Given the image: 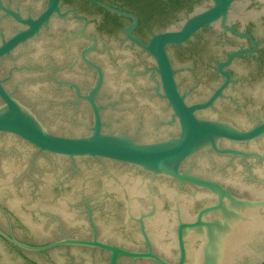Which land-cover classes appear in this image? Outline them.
I'll list each match as a JSON object with an SVG mask.
<instances>
[{"label":"flooded vegetation","instance_id":"af4514ba","mask_svg":"<svg viewBox=\"0 0 264 264\" xmlns=\"http://www.w3.org/2000/svg\"><path fill=\"white\" fill-rule=\"evenodd\" d=\"M48 1L2 0L4 6L19 11L23 16L31 15L33 18L46 9ZM213 6L214 0H60V13H53L38 34L15 48L10 55L0 59V71L6 74V76L0 74V79L3 80L8 91L15 95L8 83L12 81L13 76L26 72L25 67L20 66L24 57L26 55L32 57L36 63L33 66L29 65L27 72H34L33 74L42 78V83L33 85L31 90L39 91L42 87L46 88L51 97V104H56L57 115L64 117L67 113L69 123L66 121V125L71 129L83 130L92 124L93 116L92 107L85 96L89 95L90 89L94 87L100 71L102 87L97 102L105 106L102 111L103 120L111 124V127L118 128L116 118L107 119L105 116V109L108 107L110 114L122 116L120 121L126 123V128L130 127L134 137L146 134L143 130L147 127L151 129L150 136L160 138L166 128L165 121L171 119L165 115L164 105L168 109L169 107L159 95L160 92L156 90L160 79L154 70L156 67L154 58L138 41L149 44L154 35L178 27L179 23L198 9H210ZM117 11L134 15L137 22L135 23L131 16ZM226 25L229 29L225 28L221 21L206 25L187 41L169 44L167 51L176 69L180 90L188 92L186 101L189 104L207 102L215 91L223 86L221 94L211 105L197 110L201 118H217L247 130L264 123V0H232L226 14ZM22 27L19 21L0 9V44L3 38L8 39ZM129 27L132 28L128 32ZM40 45L42 50L38 54ZM219 67L222 71L229 72V78L219 70ZM106 82L108 89L114 94L119 92V98L111 97L108 101V96L104 92ZM111 82L113 87L109 85ZM21 83L17 81L15 89H18ZM84 115L87 117L83 118ZM177 129L178 125L175 123L171 125L173 133L176 134ZM220 146L241 151L245 156L202 151L186 160L182 164L181 172L188 171L192 175L217 181L236 197L255 199L253 191L257 190L259 193L262 191L264 135L247 142L222 141ZM82 161L83 165L79 160L76 163L69 161L70 172L59 175L56 181L55 187L58 190L56 191L55 187L54 190L47 189L43 195L49 201L54 199L55 195L58 196V193H62L63 196L70 191L68 189L74 187V182L78 184L83 182L82 185L87 190L94 189L98 192L101 185L100 176L110 173L113 178L115 175L120 183L115 186H112V182L108 184L109 192L101 194L95 192L93 197L82 198L79 202L86 216L83 223H89L92 228L91 236L86 238H91L94 233L91 223L95 224L100 237V230L96 224L98 223L96 211L100 209L103 213L114 211L116 215L126 211V201L130 200L125 188L128 184L145 187L146 194L136 197L139 202L144 203L143 205L152 206L150 196L162 200L161 211H170L174 200L188 202L192 199L194 203L189 211L194 215L205 203L216 199L207 187H198L190 182L154 175L135 166L105 159H82ZM84 166L88 172L81 171ZM163 187L171 188L174 195L164 192ZM10 190L13 196L4 198L6 202L5 207L3 206L10 218L8 223H40L32 219V214L35 212L31 211V215L28 214L30 216L24 214L22 211L25 208L35 209L36 212L43 210L47 214L49 212L58 218L57 223H67L68 218L73 216L69 208L68 211L72 215L65 216L61 212L43 209L41 202L33 204L24 189H21V192L19 189ZM77 190L81 191L80 188ZM99 197L102 198L101 202L95 204L96 200L100 201ZM16 198L21 200L18 208L14 207L13 199ZM65 199L67 201V198ZM49 201L47 202L50 204H56ZM63 216L67 219H63ZM48 221L55 223L53 220ZM131 223H136L134 226L140 233L136 236L141 248L126 247L106 241L126 249L145 252L148 250L147 242H150L153 253L170 264H177L180 254L172 234L176 224L173 223L172 228L166 230V237L161 240L172 244L170 251L167 252L154 243L146 223L144 227L146 235L143 234L140 223L132 221L126 224L130 226ZM28 228L30 232L28 237L22 240L23 243L33 246L51 243L52 240L36 242L33 240L36 237L33 229L29 226ZM9 235L14 236L12 233ZM0 239L9 243L12 248H16L26 259L32 260L33 264H39L35 258L27 254L37 253L36 251L25 250L11 244L2 235ZM62 247H65L68 253L71 247L76 246ZM79 247L83 250H98L100 254H105L108 264L110 254L105 250ZM247 249V255L244 254L242 258L244 260L238 259L235 264H253L264 252V244L251 243ZM190 250L187 264L193 263ZM44 251L49 253V249ZM47 255L51 257L50 253ZM123 262L124 264H162L154 259L131 257H122L118 264Z\"/></svg>","mask_w":264,"mask_h":264},{"label":"water","instance_id":"95a60500","mask_svg":"<svg viewBox=\"0 0 264 264\" xmlns=\"http://www.w3.org/2000/svg\"><path fill=\"white\" fill-rule=\"evenodd\" d=\"M59 2L60 0H49L46 9L33 18L31 15L23 16L19 11L4 6L0 0V9L23 25L8 39L3 38L0 44V59L10 55L15 48L38 34L53 13H60ZM231 2L232 0H214L212 8L198 9L179 23L178 27L154 35L149 44L138 41L154 58L156 63L154 70L160 79L156 90L160 92L159 95L170 109L164 105V113L171 119L165 121L166 128L160 138L150 136L151 129L147 127L143 130L146 134L134 137L130 127L126 128V123L120 121L122 116L110 114L108 107L105 109V116L107 119L116 118L118 128L111 127V124L103 120L102 111L105 106L97 102L102 87L100 71L94 87L90 89L89 95L85 96L92 107L93 116L92 124L83 130L71 129L66 125V121L69 123L67 113L64 117L57 115L56 104H51V97L46 88L42 87L39 91L31 90L33 85L42 83V78L37 77L34 72H27V67L36 63L32 57L27 55L24 57L20 66H24L26 72L13 76L12 81L8 83L16 96L8 91L3 80L0 79V235L8 239L11 244L25 250L36 251L37 253L27 254L35 258L39 264L107 263L105 254H100L98 250H83L79 246L105 250L110 254L108 264H118L122 257L154 259L162 264H170L153 253L150 242H147L146 252L113 244L141 248L136 236L140 235L134 226L136 223H131L130 226L126 224L132 221L140 223L144 235H146L144 228L146 223L154 243L167 252L170 251L172 244L161 240L166 237V230L171 229L173 223L176 224L172 234L179 248L177 264H187L189 249L193 255L192 264H235L238 259L244 260L242 258L248 252L249 244H264V176L261 181V193L254 190L255 199H248L236 197L217 181L192 175L188 171L181 172L182 164L202 151L245 156L241 151L221 147L222 141L247 142L264 135V123L242 130L231 122L217 118H201L197 110L211 105L221 94L223 86L217 89L207 102L189 104L186 101L188 92L180 90L176 69L167 51L169 44L183 43L198 30L214 22L221 21L222 25L229 29L226 25V14ZM117 12L131 16L135 23L137 22L134 15ZM131 28H128V32ZM38 49L39 54L42 46L40 45ZM219 70L229 78V72L222 71L221 67ZM0 74L6 76L2 70ZM17 81L22 83L18 89H15ZM106 83L104 92L108 96V101L111 97L119 98V92L114 94L108 89V82ZM109 85L113 87L112 82ZM86 117L87 115L83 116ZM174 123L178 125L176 134L171 130V125ZM82 159L110 160L138 167L154 175L190 182L198 187H207L216 199L205 203L194 215L189 211L194 203L192 199L188 202L174 200L170 211H161L162 200L150 196L152 206L143 205L144 203L139 202L136 197L146 194L145 187L128 184L125 188L130 200L126 201V211L119 215L114 214V211L103 213L101 209L95 212L100 237L104 240L98 236L94 223H91L94 230L92 237L86 238L91 236L92 228L89 223H83L85 212H82V205L79 202L82 198L93 197L96 193L109 192L108 184L112 182V186H115L120 183L119 179L113 174L112 178L110 173H104L100 176L101 185L98 192L94 189L87 190L83 187V182L80 184L74 182V187L68 189L70 191L63 196L62 193H58V196L55 195L54 199L49 201L43 195L47 189L54 190L59 175L70 172L69 161L76 163L79 160L83 165ZM81 171L88 172L85 166ZM78 188L81 189L80 192ZM10 189H19L20 192L21 189L26 190L25 193L31 198L30 202L33 204L41 202L43 209H51L65 216H71L69 208L73 216L68 218L67 223H57L58 218L49 212L47 214L43 210L36 212L35 209L25 208L22 212L26 215L31 211L35 212L32 214V219L40 223H8L10 218L3 206L5 207L6 202L4 198L13 196ZM162 190L174 195L171 188L163 187ZM99 198L100 201L96 200L95 204L101 202L102 198ZM123 198L125 199V196ZM13 200L14 207L18 208L21 200L17 198ZM78 204L80 206H77ZM63 219L67 217L63 216ZM48 220H53L55 223ZM109 221L111 223H108ZM28 226L33 229L36 236L33 240L36 242L52 240L51 243L39 246L23 243L22 240L27 238L30 232ZM9 233L14 236L11 237ZM64 245L76 247H71L67 253V249L62 247ZM48 249L51 257H48L49 253L44 251ZM31 261L23 257L16 248H12L9 243L0 239V264H33ZM253 264H264V252Z\"/></svg>","mask_w":264,"mask_h":264}]
</instances>
